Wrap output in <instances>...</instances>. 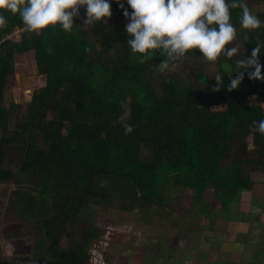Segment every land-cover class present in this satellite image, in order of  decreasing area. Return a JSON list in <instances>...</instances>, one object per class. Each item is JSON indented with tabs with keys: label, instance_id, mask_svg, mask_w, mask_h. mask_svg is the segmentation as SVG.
<instances>
[{
	"label": "trees",
	"instance_id": "1",
	"mask_svg": "<svg viewBox=\"0 0 264 264\" xmlns=\"http://www.w3.org/2000/svg\"><path fill=\"white\" fill-rule=\"evenodd\" d=\"M109 2L106 23L84 27L81 8L71 32H28L18 15L0 12L7 20L0 28V165L4 146L18 162L14 172L0 169V183L15 188L8 204L24 231L19 238L32 239L31 264H86L88 246L103 233L86 219L93 205L116 201L121 212L144 215L177 186L197 202L211 189L226 204L264 173V136L250 130L264 119V81L245 72L227 91L235 60L251 56L257 35L264 41V25L245 42L241 9H232L236 56L213 63L194 50L160 72L164 57L157 51L141 63L127 45L123 10ZM245 2L264 21V0ZM259 59L264 65V49ZM19 68L44 83L12 126L21 109L11 93ZM218 73L225 87L213 92Z\"/></svg>",
	"mask_w": 264,
	"mask_h": 264
},
{
	"label": "clouds",
	"instance_id": "2",
	"mask_svg": "<svg viewBox=\"0 0 264 264\" xmlns=\"http://www.w3.org/2000/svg\"><path fill=\"white\" fill-rule=\"evenodd\" d=\"M116 3L127 19L125 32L127 45L133 54H140L141 63L159 52L164 57L156 68L164 72L175 62L191 51H198L207 62H216L221 55L228 59L239 52L238 46L229 47L237 39L238 31L231 22V10L241 9L239 16L242 40H250L249 33L261 28L264 21L253 14L245 0H127L131 12L124 7L122 0ZM85 9L83 26L91 28L105 18H111L109 0H0V12L18 15L28 32L39 34L41 31L60 26L71 32L74 18ZM7 20L0 15V28L6 27ZM255 47L250 57L235 60L234 70L228 74L230 83L227 91L237 89L244 79L245 72L250 80L264 81L259 54L264 49V41L257 35ZM254 69V70H253ZM216 84L212 91L218 92L225 87L223 76L214 77ZM250 130L264 136V119L253 121ZM131 132V126H125Z\"/></svg>",
	"mask_w": 264,
	"mask_h": 264
},
{
	"label": "rangeland",
	"instance_id": "3",
	"mask_svg": "<svg viewBox=\"0 0 264 264\" xmlns=\"http://www.w3.org/2000/svg\"><path fill=\"white\" fill-rule=\"evenodd\" d=\"M43 83V78L34 71H24L20 68L16 70V84L11 90V93L14 102L20 104L21 109L13 113L11 120L12 126L17 124L26 110L27 103L30 101L33 90L41 87ZM16 163L17 159L12 148L10 146L5 147L4 168L14 172L17 170ZM252 179L257 185L259 182L264 181V173L256 174ZM261 186L264 188V185ZM14 189L12 184H0V228H3V226L1 227L3 223L4 226L9 229L5 237L11 239L19 238L13 226L16 227L20 224L19 219L11 212V207L7 202ZM207 190V192H204L201 202L193 201L190 198V192L188 190H182L178 186L174 188V190H166L164 193L165 202H163V207L148 208L144 215H142L138 209H135L132 213L121 212L118 209V202L116 201H111L108 205H93L86 219L90 220L99 228L105 226L107 221L110 223L113 222L115 223L113 225L119 227L123 226L122 229L126 230L127 236L125 239L124 235H116L113 238L112 246H116L117 249H119L116 252L113 251L109 256L108 261L110 264L111 261H113V264H122L120 256L124 255V257L128 258L130 256L128 253L132 255L130 256V262H137L139 260L138 258H140L141 264L143 261L145 262V260H147L146 264H149L150 258L154 256L157 257V251L168 244L170 240H176L178 237L183 238L184 236L204 235L203 231L207 232V229L212 227L211 225L215 219L214 216L220 213L214 212L218 208L219 202L214 194L211 193V189ZM254 196H256L255 192ZM222 204L224 208H228V203ZM206 210H210V212L205 216L204 211ZM204 217H208V222H201V219H205ZM23 232L24 231H22V233ZM9 233H12V235H7ZM22 235V237H26L24 241L26 243L28 242V246L32 247L31 237L26 236V234ZM77 240L78 239H76V241ZM181 244L184 246L185 242ZM60 246L63 248L68 246L64 238L61 240ZM157 246L159 248H157ZM20 247V245L15 244V247H13V245L10 247L9 245L7 249H4V245H0V250L3 249L4 254H7L6 251H9V255L12 254L13 256L14 254L16 256ZM26 248L30 249V247ZM169 248L170 246L168 245L166 247L167 252H171ZM139 251L141 252L139 253ZM200 255L201 254H199V256ZM134 257L136 258L134 259ZM166 261L165 258L164 264L167 263Z\"/></svg>",
	"mask_w": 264,
	"mask_h": 264
},
{
	"label": "crops",
	"instance_id": "4",
	"mask_svg": "<svg viewBox=\"0 0 264 264\" xmlns=\"http://www.w3.org/2000/svg\"><path fill=\"white\" fill-rule=\"evenodd\" d=\"M261 185H264V181L257 185L254 182L251 191L239 193L228 203L227 209L223 207L221 200H218L219 206L214 212L220 213L214 216L212 227L208 228L207 232L203 231L204 235L184 236L170 240L168 244L157 251L156 261L164 263L165 258L168 259L169 255L174 259L173 264H264V188ZM254 192L256 196H254ZM204 212L206 216L210 210ZM204 218L201 219V222H208V217ZM2 226L3 228H0V245H4V249L9 245L15 247V244L21 247L16 256L9 255V253L4 254L1 249L0 264L4 261H12L13 264H31L32 251L28 242L24 241L26 237L6 238L5 234L9 229L3 223ZM13 228L17 235L23 231L20 224ZM7 235H12V233ZM183 242H185L184 246L181 244ZM168 245L172 248L169 253L166 249ZM26 247H30V249ZM199 254L201 255L199 256ZM120 259L123 264H141L140 258H138L140 261L137 262H130L124 255L120 256Z\"/></svg>",
	"mask_w": 264,
	"mask_h": 264
},
{
	"label": "flooded vegetation",
	"instance_id": "5",
	"mask_svg": "<svg viewBox=\"0 0 264 264\" xmlns=\"http://www.w3.org/2000/svg\"><path fill=\"white\" fill-rule=\"evenodd\" d=\"M5 147L4 146L3 149L1 150V155H2V163L0 165V167L4 168V164H5ZM2 169V168H0ZM3 170H8L11 171L9 169H3ZM2 184V183H0ZM191 198V196H190ZM163 207L160 206V208ZM159 218V217H158ZM115 223L113 222H107L105 226H102L100 229L103 230V233L96 239L94 240L90 246H88L87 248V254H88V259H87V263L86 264H110L109 260V256L112 254L113 251H118L116 246H112L113 243V238L116 235H124V239L127 236L126 235V230L122 229L123 226L119 227L116 225H113ZM130 235V234H128ZM157 248H159L157 246ZM169 250L172 251V248H169ZM169 253V252H168ZM128 255L132 256L131 254L128 253ZM130 256L128 257V259L130 260ZM156 256H154L153 258H150V263L149 264H164L163 262H157L156 261ZM153 261H152V260ZM149 260V258H148ZM166 262L169 264H173L172 261H174V259L170 258L168 255V259L166 258ZM165 262V261H164ZM147 260H145V262L143 261L142 264H146ZM166 263V264H167ZM111 264H113V261H111ZM123 264V263H122Z\"/></svg>",
	"mask_w": 264,
	"mask_h": 264
},
{
	"label": "built area",
	"instance_id": "6",
	"mask_svg": "<svg viewBox=\"0 0 264 264\" xmlns=\"http://www.w3.org/2000/svg\"><path fill=\"white\" fill-rule=\"evenodd\" d=\"M19 32H20V30H16V31L13 33V35L18 36ZM7 248H8V246H6V249H7ZM8 250H9V249H8ZM6 253L8 254L9 251H6Z\"/></svg>",
	"mask_w": 264,
	"mask_h": 264
},
{
	"label": "water",
	"instance_id": "7",
	"mask_svg": "<svg viewBox=\"0 0 264 264\" xmlns=\"http://www.w3.org/2000/svg\"><path fill=\"white\" fill-rule=\"evenodd\" d=\"M16 167L18 168V162L16 163ZM0 168L4 169L3 167H0Z\"/></svg>",
	"mask_w": 264,
	"mask_h": 264
}]
</instances>
